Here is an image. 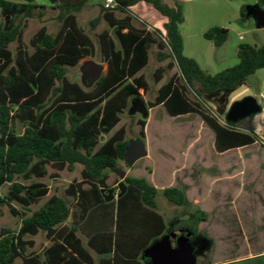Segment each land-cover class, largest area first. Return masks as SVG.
<instances>
[{
	"label": "trees",
	"instance_id": "trees-1",
	"mask_svg": "<svg viewBox=\"0 0 264 264\" xmlns=\"http://www.w3.org/2000/svg\"><path fill=\"white\" fill-rule=\"evenodd\" d=\"M90 1L57 0L55 5L45 6L33 0H0V218L7 207L21 221L18 230L5 228L0 232V264H14L18 259L23 264H41L29 252L35 246L29 237L44 233L58 243L57 236L66 233L61 227L71 217V231L78 232L91 210L113 204L116 197L119 212L140 199L155 217V231L151 230L141 255L154 239L165 234V220L158 213V190L146 178L127 175L115 187L109 185V171L119 169L129 147V127L122 125L123 116L135 97L151 91L143 71L153 48L160 64L154 73L156 85L163 82L168 70L177 71L160 86L155 100L147 102L149 110L162 106L171 118L198 116L214 133L218 154L260 140L253 132L222 122L198 96H228L246 85L249 77L264 69V45L240 44L239 63L211 75L184 53L180 27L185 17L180 1L172 0L173 5H169L162 0H116L114 10L100 5V14L88 24L92 30L102 20L109 26L96 34L101 61L108 69L91 90H85L67 74L69 68L95 55V40L78 19ZM142 2L167 18L163 32L135 25L132 8ZM246 8L241 9L242 17L247 16ZM51 13L57 14L48 16ZM32 20H56L59 29L51 33L43 25L27 44L24 35ZM204 38L221 47L229 39V30L212 27ZM12 45H16L15 50ZM18 124L22 134L17 131ZM137 125L141 127L139 137L145 140L147 121L140 119ZM76 167L80 168V179L65 190L72 202L57 194L50 196L51 187L41 180L51 177L56 181L61 172H72ZM5 186L8 192L2 195ZM134 192L138 198L132 196ZM163 194L178 206L189 203L179 187H167ZM89 246L99 254L112 251L111 247L110 251H99L92 242ZM111 246L115 255L120 254L117 232ZM62 250L80 256L67 245H62ZM141 255L127 260L139 264L136 260Z\"/></svg>",
	"mask_w": 264,
	"mask_h": 264
},
{
	"label": "rangeland",
	"instance_id": "rangeland-1",
	"mask_svg": "<svg viewBox=\"0 0 264 264\" xmlns=\"http://www.w3.org/2000/svg\"><path fill=\"white\" fill-rule=\"evenodd\" d=\"M10 1L19 2L21 0ZM33 1L38 5L45 6L56 4H52L51 0ZM162 1L172 5V0ZM249 1L252 2L253 0H219L218 4H211L207 3L208 1L201 0L193 2L192 4L183 3L182 7L185 21L181 25L180 30L186 40L185 55L198 60L200 66L204 70L214 75L225 68L235 66L234 64L239 62L238 55H236L238 52L236 53L235 47H239L240 44L247 43L263 46L264 29L257 27L254 18L239 16L240 3L246 2L245 6L247 7L249 6L247 5ZM258 2L261 7L264 8V0H258ZM100 5H102L101 0H91L88 6L78 14L79 23L95 40V55L83 59L77 67L69 68L67 74V78L71 82L78 83L85 90H91L94 85V83L90 82L88 79L89 74L87 67L89 65H100L102 67V74L106 73L108 69V66L104 65L101 61L100 48L96 34L109 29V26L105 20H102L95 30H92L88 25L91 20L95 19L100 14ZM132 11L135 15L134 22L138 27L151 28L154 31L158 30L160 32L164 31L162 24L167 21V18L158 12L151 4L145 2L139 3ZM53 14L56 15L57 13H51L50 15L48 14V16ZM214 24H224L233 30L224 48L215 46L212 41L206 40L202 35L203 30L211 28ZM43 25H46L51 33H56L59 29V23L56 20H48L44 23L39 20H32L25 31V43L29 44L31 38ZM252 29H255V32H252ZM241 36L244 38L243 41L240 39ZM15 47L16 45H12L11 48L15 50ZM225 57H227L226 62L223 61ZM159 66L154 55H152L149 65L143 71L151 85V91L149 93H141L146 103L155 100L160 86L177 71L176 68L168 70L163 82L156 85L154 73ZM248 80L246 87L229 94L227 96L228 100L224 99L222 103H219V99L225 98L223 95L213 97L198 96V99L204 102L206 108L218 115L222 122H226L227 114L232 105L239 102L238 100L242 101L247 98L246 95L244 97L243 94H247L251 90H253V98L258 100L259 104H263L262 100L257 97L258 91L252 86L251 80ZM191 97L193 99L196 98L195 94H192ZM258 115L259 113L253 114L237 123H233V125H238V123L240 124L244 121L249 122L253 117H257ZM130 116L129 113L125 114L122 122V125L129 127L127 138L130 140L139 137L141 127L137 125V121L140 119L146 120L148 126V139L146 138L145 142L150 154L148 157L140 160L131 169L123 162L120 164L118 170H110L109 175L111 178L109 184L114 185L115 181L120 180L123 173H129L128 175L131 176L146 178L155 186L158 190V211L163 215L167 224L164 235L171 236L174 245L181 234H186L197 248V264H214L215 260L224 259L229 255L236 254L238 251L248 252L250 249L249 243L245 240L244 234L239 229L240 226H236L234 229V225H232V229H228V232L237 235L234 236L235 239L230 240L231 244L227 246L219 244L220 239L218 237L219 235H217L219 233L217 228L219 224L224 223L226 226H230V224L239 225V222L235 215L236 213L230 211L229 206L226 209L217 208L219 193L222 192L225 187L222 186L223 184L213 179L216 177L217 173L214 174L212 170L208 172L207 169L211 167L217 172L221 157H219L214 149V135L208 130V132H200L203 125L201 119L196 115L171 118L167 115L162 106L152 109V111L149 112L148 118H144L141 113H137L134 119H131ZM17 131L19 134L23 133L21 124H18ZM262 148L264 147L261 144V146L258 147L259 151H261ZM234 155L236 154L232 153L229 156L232 157ZM52 172L53 170L50 169V173ZM153 173L154 175H152ZM75 179H80L79 167H76L72 172L68 170L61 172L56 181L51 177H47L41 181L51 187L50 196L57 194L71 203L72 200L66 197L65 190ZM171 186H176L184 190L190 200H193L195 196H201L200 199L204 200V205L196 207L187 203L178 206L169 202L165 198L163 190ZM246 188L249 193H252L254 186L250 184L246 186ZM7 192L8 187L5 186L1 194L5 195ZM254 196L255 193L244 200L242 199L239 203L244 223L253 217L254 208L252 206L255 207V205H259V201L256 202L255 199H262L261 197ZM202 207H205V209ZM36 209L37 208H35V210ZM20 224L21 221L19 218L14 217L9 212V209L5 207L4 214L0 218V232L5 228L18 230ZM201 236L206 237L207 240L211 242L210 245L202 247L203 245L201 246V244L196 243ZM32 238H34L38 244L45 242L44 233ZM14 264H23V261L22 259H18ZM243 264L250 263L246 262Z\"/></svg>",
	"mask_w": 264,
	"mask_h": 264
},
{
	"label": "crops",
	"instance_id": "crops-1",
	"mask_svg": "<svg viewBox=\"0 0 264 264\" xmlns=\"http://www.w3.org/2000/svg\"><path fill=\"white\" fill-rule=\"evenodd\" d=\"M178 1H180L181 5H183V3L192 4L193 2H198L199 0H178ZM201 1H206V2L208 1L207 3L218 4L219 0H201ZM245 3L246 2H241L239 5L240 8L239 16H241V9L243 6L246 5ZM257 4L260 5L258 0L247 2V5H257ZM172 5H173V1H172ZM136 6H134L132 9H134ZM255 20L257 27L260 28L258 26L257 19ZM166 22L162 24L163 29L165 27ZM212 27L226 28L229 30L230 36L231 33L233 32L231 28L225 26L224 24H214L213 26H211V28ZM139 28H144V27H139ZM209 29L203 30L202 35L204 36V34ZM260 29H264V28H260ZM251 31L255 32V29H252ZM183 39H184V46L186 47V40L184 38V35H183ZM240 39L242 41L244 40L242 36ZM225 44L221 46V48H224ZM255 46L257 45L255 44ZM235 49L237 53L238 46L237 48L235 47ZM155 50H156L155 48L152 49L153 53H151V59H152V55H154ZM236 55H238V53ZM226 58L227 57H225L223 61L226 62L227 60ZM196 61L198 62V60ZM238 63L239 62L235 63L234 65H237ZM198 64L200 65V62H198ZM249 79L252 82V86L258 91V96L257 95L256 96L262 100L263 104H259L257 100L258 104L261 106V111L259 112V115L257 117H253L249 122L244 121L240 124L238 123V125H235V127L242 132H247V133L253 132L257 134L259 137H262L264 135V69L258 70L255 74L249 77ZM246 86L247 84L242 86L238 90ZM252 91L253 90H251L247 94H243L244 97L245 95L246 97L249 96L253 97L254 95ZM151 111L152 110H150V112ZM202 124L203 125L200 129V132L201 131L204 132L208 130L214 135V133L208 127H206L204 123ZM146 138L148 139V126L146 127ZM214 140H215V136H214ZM260 146H261L260 142H257L253 145L229 150L228 152L222 154L217 153L219 157H221V159L219 160L220 163H219L218 171L216 172L211 167L207 169L208 172L212 170L214 174L217 173L216 177L213 176L214 177L213 179L215 181H218V183L223 184L222 186L225 187L223 191L219 193L217 208L226 209L229 206L230 211L236 213L235 215L239 222V225L230 224V226L229 225L226 226V224L224 223L219 224V226L217 227L219 231L217 235H219L218 237L220 239L219 244L227 246L231 244L230 241L231 239H235L234 236L237 235L228 232L229 230L232 229L231 226L234 225L233 226L234 229L236 228V226L238 227L240 226L239 229L244 234V238L249 243V247H250L248 252L238 251L236 254L229 255L224 259L215 260L214 264H243L246 262H249L250 264H264V148H262V150L259 151L258 147ZM232 153H235L236 155L230 157L229 155ZM128 174L129 173L127 174L125 173V177ZM152 175H154V173ZM125 177L121 176L120 180L115 181L114 185H110V184L109 185L111 187H115L118 183L122 182ZM250 184L254 186L252 193H249L246 188V186ZM254 193H255L254 197H261L262 199H258V200L255 199L256 202L259 201L258 202L259 205H255V207L252 206L254 208L253 210L254 213L252 214L253 217L250 218L246 223H244V220H242L243 219L242 210L239 203L242 199L244 200L245 198L254 195ZM131 194L134 198L139 197L135 192ZM200 197L201 196H195L193 200H190L189 196L187 195L189 203L192 204V206H196V207H201L202 205H204L203 203L204 200H201ZM202 208L205 209V207ZM158 213L162 215L159 211ZM154 221H155L154 215L147 210V208L142 204L140 199L133 206L129 205L120 208V212H119L117 197H116L113 204L104 205L91 210L88 216L86 217L85 221L82 223V229L78 232L71 231L72 222H73V219L71 217L61 227V229L66 228V233L62 237L61 234L57 236V238L60 237L58 239L59 244L55 243L53 240H48L45 234H44L45 242L44 243L41 242L40 244H38L34 238L29 237L28 239H31L35 242L34 248L31 249L29 252L37 256L41 264H130V262L127 259L135 258L138 255H141L142 247L149 242L152 234L151 230H153V232L155 231V229H152L153 227H155V224L153 223ZM157 225L160 226L159 223H157ZM116 232L118 233V245L120 251V254L117 255L114 254V248H112L111 246V239L112 237L115 236ZM161 237L154 239L151 242V244L158 241ZM102 239H104V241H100ZM89 242H92V244L99 251H110L109 250L110 247L112 251L109 254H99L94 249L90 248ZM198 242H200L201 246L203 245L202 247L208 246L211 243L207 240L206 237L203 236H201L198 239ZM62 245H67L68 248L72 249L76 253H80V256H76L75 254L73 256L67 255L62 250ZM144 251L142 255L139 256V258L136 260V262L139 264H147V262L143 259Z\"/></svg>",
	"mask_w": 264,
	"mask_h": 264
},
{
	"label": "water",
	"instance_id": "water-1",
	"mask_svg": "<svg viewBox=\"0 0 264 264\" xmlns=\"http://www.w3.org/2000/svg\"><path fill=\"white\" fill-rule=\"evenodd\" d=\"M52 4L57 0H51ZM247 16L254 17L258 21V26L264 28V8L260 5L247 6ZM89 80L95 83L102 74V67L98 64L87 67ZM227 100V96L221 99V103ZM261 111V106L253 97H247L232 105L227 114V121L237 123L253 114ZM149 108L143 97H135L128 111L129 115L134 116L141 113L144 118L149 117ZM146 142L143 138L137 137L129 140V147L124 155V162L128 168H133L140 160L148 157ZM125 177V173L122 174ZM197 248L186 234H181L173 245L171 236L164 235L160 240L149 246L143 254V259L148 260L147 264H197Z\"/></svg>",
	"mask_w": 264,
	"mask_h": 264
},
{
	"label": "built area",
	"instance_id": "built-area-1",
	"mask_svg": "<svg viewBox=\"0 0 264 264\" xmlns=\"http://www.w3.org/2000/svg\"><path fill=\"white\" fill-rule=\"evenodd\" d=\"M101 2H102L103 7L107 10H114L117 6L116 0H101ZM149 30H152V29L149 28ZM260 144H262L264 147V135L260 138Z\"/></svg>",
	"mask_w": 264,
	"mask_h": 264
},
{
	"label": "flooded vegetation",
	"instance_id": "flooded-vegetation-1",
	"mask_svg": "<svg viewBox=\"0 0 264 264\" xmlns=\"http://www.w3.org/2000/svg\"><path fill=\"white\" fill-rule=\"evenodd\" d=\"M219 102L221 103V100L219 99ZM196 243H199L200 244V242H196ZM174 246H176V243L174 244ZM146 262H148V260H146Z\"/></svg>",
	"mask_w": 264,
	"mask_h": 264
}]
</instances>
